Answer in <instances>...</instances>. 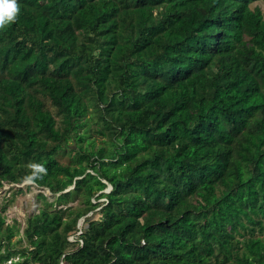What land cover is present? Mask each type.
Returning a JSON list of instances; mask_svg holds the SVG:
<instances>
[{
    "label": "trees",
    "instance_id": "obj_1",
    "mask_svg": "<svg viewBox=\"0 0 264 264\" xmlns=\"http://www.w3.org/2000/svg\"><path fill=\"white\" fill-rule=\"evenodd\" d=\"M254 1L17 0L16 22L0 31V186L41 163L35 184L62 206L28 218L22 248L20 227L5 230L0 214V263L19 253L12 264H264ZM73 134L89 142L64 165L53 152ZM88 168L99 190L112 185L104 201H92ZM85 183L87 205H63Z\"/></svg>",
    "mask_w": 264,
    "mask_h": 264
},
{
    "label": "rangeland",
    "instance_id": "obj_2",
    "mask_svg": "<svg viewBox=\"0 0 264 264\" xmlns=\"http://www.w3.org/2000/svg\"><path fill=\"white\" fill-rule=\"evenodd\" d=\"M252 8L259 6L264 11V0H257L254 1L251 4ZM41 96V95H40ZM43 100L45 103L52 109V111L55 113V110L57 109L51 102V99L48 97H43ZM58 118H61L60 116ZM95 125H93L94 127ZM88 138L95 142V150L97 149V146L100 144H103L102 142V136L97 134L93 128L89 130ZM70 143L68 145L65 144V146L57 149L53 152L55 156L60 160L61 163L64 165H78L81 161L78 157V151L81 149V146L88 144L89 141L86 142H76V139L73 136L70 138ZM93 159V158H92ZM92 162L94 160H91ZM83 162V160H82ZM86 163V161L84 162ZM92 173V175H89L87 173ZM85 177L87 183H94L95 188L98 189L100 184H96V179L99 178V175L94 168H88L86 173L83 175ZM103 181H106L105 179H102ZM86 183L84 184L83 188L80 191H74L73 195L71 196L70 200L67 201L66 204L63 205H72L76 206L78 208H84L87 199V189L85 188ZM112 185L110 184L107 188L103 190H97L93 197V202H99L104 201L106 197H102L98 200L96 197L97 194L101 192H107L108 190H111ZM74 188V185H71L67 189ZM66 189V191H67ZM43 193L46 195L47 199H43L39 196V194ZM60 193H53L48 187H40L37 184H25L23 181L21 182H10V181H3V185L0 186V214L5 217V230L7 226H12L14 224L17 225V227H20L21 233L16 235L13 238V241L16 243L17 248H22L23 246L28 245L27 239L24 237L23 240H20V237L22 236L23 230L25 226L27 225V220L29 217L33 216L34 214L38 213L40 209L46 205L47 203H54L53 205H50V208H56L61 207L62 205L57 204V198ZM101 208V206H97L94 210L88 212V216H94L95 211H98ZM101 216L98 213L95 215V217ZM79 227L82 228L84 224V219H79ZM80 231L77 232L79 234ZM71 233L70 240H74L75 235ZM264 236V232H257V235ZM22 239V238H21ZM6 242L4 241L2 246L0 247V253H3L6 248ZM17 260H23L22 256L19 253H16L12 255L7 261L1 262L0 264H12V261Z\"/></svg>",
    "mask_w": 264,
    "mask_h": 264
},
{
    "label": "clouds",
    "instance_id": "obj_3",
    "mask_svg": "<svg viewBox=\"0 0 264 264\" xmlns=\"http://www.w3.org/2000/svg\"><path fill=\"white\" fill-rule=\"evenodd\" d=\"M20 11L17 0H0V31L15 23ZM26 167L29 174L23 178L25 184H34L47 175L48 169L41 163L29 162Z\"/></svg>",
    "mask_w": 264,
    "mask_h": 264
},
{
    "label": "built area",
    "instance_id": "obj_4",
    "mask_svg": "<svg viewBox=\"0 0 264 264\" xmlns=\"http://www.w3.org/2000/svg\"><path fill=\"white\" fill-rule=\"evenodd\" d=\"M81 233V232H80ZM81 242H83L82 240H81ZM62 264H64V263H62Z\"/></svg>",
    "mask_w": 264,
    "mask_h": 264
},
{
    "label": "water",
    "instance_id": "obj_5",
    "mask_svg": "<svg viewBox=\"0 0 264 264\" xmlns=\"http://www.w3.org/2000/svg\"><path fill=\"white\" fill-rule=\"evenodd\" d=\"M111 188H112V187H111ZM67 190H69V189H67ZM108 191H110V190H108ZM108 191H107V192H108Z\"/></svg>",
    "mask_w": 264,
    "mask_h": 264
}]
</instances>
